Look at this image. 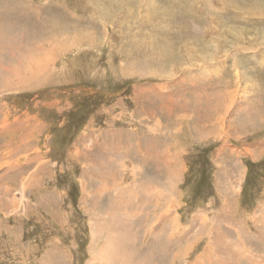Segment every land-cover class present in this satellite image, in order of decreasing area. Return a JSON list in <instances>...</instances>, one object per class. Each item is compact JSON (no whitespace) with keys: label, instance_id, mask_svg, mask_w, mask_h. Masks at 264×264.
I'll return each mask as SVG.
<instances>
[{"label":"rangeland","instance_id":"rangeland-1","mask_svg":"<svg viewBox=\"0 0 264 264\" xmlns=\"http://www.w3.org/2000/svg\"><path fill=\"white\" fill-rule=\"evenodd\" d=\"M0 264H264V0H0Z\"/></svg>","mask_w":264,"mask_h":264},{"label":"bare ground","instance_id":"bare-ground-1","mask_svg":"<svg viewBox=\"0 0 264 264\" xmlns=\"http://www.w3.org/2000/svg\"><path fill=\"white\" fill-rule=\"evenodd\" d=\"M96 257H98L99 259H104V260L107 259L109 257V255H108V247L104 246V247L100 248L99 251H98V254L96 255ZM99 259H97V260H99Z\"/></svg>","mask_w":264,"mask_h":264}]
</instances>
